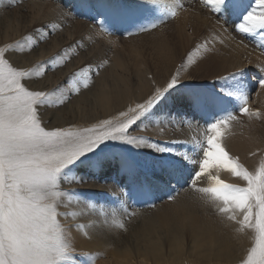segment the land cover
<instances>
[{
  "label": "snow or ice",
  "instance_id": "6c2138e0",
  "mask_svg": "<svg viewBox=\"0 0 264 264\" xmlns=\"http://www.w3.org/2000/svg\"><path fill=\"white\" fill-rule=\"evenodd\" d=\"M200 2L217 16H235L238 22L233 21L232 30L252 38L264 50V0ZM153 3L154 0H77L76 7L80 14L90 16L102 30L108 31L115 19L156 11ZM156 26L153 20L135 31H149ZM124 34L132 35L133 31L124 30ZM17 50L24 55L25 49L19 42L14 47H0V264H86L76 253L69 229L60 223L63 197L68 195L62 191V184L69 177V182L83 183L86 175H101L110 168L120 176L126 175L136 195L143 199L173 181H183L210 197L216 212L233 221L235 232L250 241L239 264H264V155L249 167L220 141V126L238 122L233 111L225 110L232 100L240 101L243 97L238 107L240 114L250 121L264 120V111L247 104L250 92L242 79L244 67L218 78L221 82L231 81L228 88L222 85L218 90H200L195 95L188 93L177 98L191 114V120L205 121V141L194 140L184 153L160 147L159 153L169 155L158 166L137 170L126 163L119 149L140 147L138 141L143 138L131 136L132 128L153 117L156 106L171 93L180 91L185 81L171 75L143 103L120 111L116 117L100 120L93 127L49 126L44 112L49 107L63 106L70 98L53 100L60 85L47 90L34 88L33 70L17 66L11 59ZM28 50H32L31 44ZM41 65L42 62L35 72L40 78L44 75L39 70ZM52 67H56L54 62ZM259 71L264 72V66ZM72 75L79 77L83 70ZM257 83L264 89V76ZM74 87L79 95L81 88L77 84ZM89 87L85 79L83 88ZM197 115L200 119L195 118ZM183 117L187 119L188 115ZM189 151L196 156H190ZM249 156L255 157L257 152H250ZM221 171L236 182H225L220 178ZM202 178H207L209 186L197 187Z\"/></svg>",
  "mask_w": 264,
  "mask_h": 264
},
{
  "label": "bare ground",
  "instance_id": "6f19581e",
  "mask_svg": "<svg viewBox=\"0 0 264 264\" xmlns=\"http://www.w3.org/2000/svg\"><path fill=\"white\" fill-rule=\"evenodd\" d=\"M156 2L158 6H155V3L151 5L156 11L139 13L136 15H138L139 21L143 25L156 20L157 26L154 29L145 31V35H147L148 46L153 47L157 45L155 51L160 53H163V50L165 53L172 50V48L169 47L170 45L176 46L180 43L187 44L188 41L193 39L200 20L198 12L194 13L192 16L188 14V11L193 5H195L196 10L204 11L205 14L211 12L201 5L200 0H156ZM179 2H181L183 6L186 2H189L190 6L187 7L188 10L182 11L181 5L178 4ZM37 3L43 6H49V8L53 10L54 6H56L45 0H41ZM0 9L4 13L14 12L13 17L18 22L28 21L30 25L36 24V28L41 34L43 33L41 37H44L46 41L54 34V30L50 25L51 22L48 20L44 19V24L41 19L29 21L31 16L27 11L5 4L3 0H0ZM64 13L59 10L56 14V20L60 23L79 24V26L82 27V41H84V44H91L93 50H100V52L106 53L112 52L110 56L114 58L116 65L119 63L122 64L120 67L121 69L129 65L126 63V59L123 56L115 60L111 45H114L117 40L116 38L110 37L107 39L102 36L104 38L102 39L98 34L99 32H97V29L92 24L74 21V19ZM38 15L39 9L37 17ZM210 16L212 17L208 19L213 27V36H218L216 40L214 39V47L220 51V49H223V43L225 41L228 42V40L221 29L213 25V23L217 20L224 19L225 22L232 24L233 21H236V18L235 16L229 18L227 16H217L215 14H210ZM87 35H89V37H87ZM145 35L143 32L138 31L135 36L127 39V47H133L134 41L142 38V36L145 37ZM165 35H168L171 40H164L166 37ZM41 39L42 38H40V40ZM57 40L61 44L62 49L66 48L68 45L74 44V42H72V37L68 40L61 41V37L57 36ZM109 41L115 42L109 43ZM231 44H233V41ZM55 45L58 46L59 44L55 43ZM140 48L143 49L142 47ZM224 54L225 55L217 54L211 59V66L213 70L216 71V75L207 83L208 86H200V84L196 83L197 86L199 85L202 90H213L214 88L218 90L222 85L228 88L231 86V81L221 82L217 81L218 78L228 75L238 67H244L245 75L242 79L247 84L248 91L250 92L247 104L250 108L264 111V89H261L257 83V80L262 75L255 77L250 75V71H257L264 66L263 58L257 56V58H250V54L242 51H239L237 54L228 52ZM167 56H169V54H167ZM84 57H86V54H82V58ZM249 58L250 61L246 63V60ZM153 59L158 61L156 58ZM114 61H112V63H114ZM173 61L172 57L169 56L166 60L167 65L161 68L159 73H144V80H141L143 77H137L132 73L133 76L131 78L126 75L127 79L122 77L121 81H124L126 86L129 85L130 91H132L133 87H140L139 83H143V86L146 87L142 88L137 95L141 97L145 96L144 101L152 94L151 88L162 87L165 85L166 81L170 79L171 76L169 73H166L167 71H172L171 75H178L182 81H185L180 91L170 94L172 98L165 97L169 100L162 104L160 111H158V109L155 113H160V120L158 122H153L152 120L154 127L162 128V132L157 133H160L161 137L164 138L166 147L173 151L184 153L186 149L191 148L194 140L203 141L206 140L207 137L204 132L181 131L189 128L193 131H195V129L198 131L201 127H206V125L197 120H192L191 123H188V120H191L192 116L187 112L183 104L178 102L177 98L188 92V88L196 87V84L189 86L194 82V79L189 77L187 73L177 71L178 64ZM64 62V66H66L65 69L58 67L53 74L44 73L42 77V79L46 78L44 83L50 80L45 90L52 89L57 85H63L65 81H69V79H74L72 74L81 70L79 69L80 67L76 65L69 68L72 62L71 57L64 58ZM82 62L84 65L82 68L83 75H86L87 80L88 78L90 79V84L92 80L97 79L100 75L101 65L99 71L96 72L97 75L95 74V78L93 79L92 76L90 77V74L92 73V69L94 70L96 68L97 70V65L94 64L96 67H91V64L89 65L85 59H82ZM39 63L36 62L34 65L36 70H38L37 66ZM52 78L53 80L51 82ZM213 86L219 87L212 88ZM72 87H64L65 93L63 95L57 92L53 97L54 101L63 99L68 94L71 95V99L76 98L77 95ZM116 90H119L118 84L108 87L106 92L101 94L103 105L98 106L99 110L94 111L85 120H80L79 115V117H62L61 124L57 126L68 127L69 125H75L79 128L93 127L99 122H95L94 120L99 119V116H107L112 106L113 113L111 117L109 116L106 119L118 116L120 111H128L129 108H135L139 98L134 99L133 103L128 105L126 101V96L129 95L128 92L125 96L126 104H124V96L112 94L116 93ZM242 102L243 97H241L240 101L232 100L231 107L227 106L225 110L233 111L237 116L239 104ZM53 108L58 109V107L55 106H53L52 109ZM48 111L50 112L51 109H48ZM185 115H188L187 119L183 117ZM241 118L244 121H229L220 126V141L222 146L226 145L227 151L233 155L239 156L247 166L251 167L258 163L260 157L264 155V120H256L253 118L250 121L246 115H241ZM91 121L94 122L90 124ZM210 134L211 133H209V135ZM130 135H132V132H130ZM141 142L142 140L138 141V143ZM250 152H257V156L250 157ZM188 154L193 157L196 156V153L191 151H189ZM131 155L134 158V154ZM164 155L166 156H164L162 160L169 154L164 153ZM111 171L113 172V169L110 168L103 173L100 178H91L92 176H87V178L84 177L85 182L83 183H66L64 181L65 183L63 182L62 184V191L68 193V195L63 197L60 208V223L62 226L68 228L69 232L70 226L74 225L70 221L79 224L77 232L80 233L81 231L82 233L80 234L83 235V240L85 239L84 246L82 247L84 248L83 253L88 264H238L240 259L245 255L246 249L250 246V241L243 240L242 236L235 232L234 222L219 215L212 206L210 199L206 197L201 199L197 196H192V191L183 189L180 191L178 190V192L176 191V194L171 191V193L175 195L182 194L170 203L155 205L149 213H144L142 211L134 212L133 208H131L129 212H123V208H120V204L126 202V197L124 196L123 190L120 191V185H118L117 182L113 183L110 181L112 176ZM220 178L228 183L236 182L223 171L220 172ZM71 180L72 179H70V181ZM201 180H203L202 184H198L197 186L209 185L206 184L207 178ZM78 193L101 196L104 200L100 199L97 202L91 200L82 201L79 199ZM110 204L113 205L111 206ZM65 213H67V215H65ZM132 215L152 217L154 225L150 227V230L143 232L140 236V238H144V240H125L124 243H121L108 239L105 235L102 237V240H98L102 236V233L98 232L103 224H110L113 226V223L119 222L113 227H115V229L118 230V234H120L121 230L125 229L127 224L131 222ZM73 216L74 218H72ZM75 226L76 225L71 228L73 231H75ZM94 226L97 227V230L95 229L93 233H88L86 228H92ZM171 226H175L176 229L170 230ZM230 233H232L233 237H230ZM236 244H242L239 245V251L234 248Z\"/></svg>",
  "mask_w": 264,
  "mask_h": 264
},
{
  "label": "rangeland",
  "instance_id": "374dc122",
  "mask_svg": "<svg viewBox=\"0 0 264 264\" xmlns=\"http://www.w3.org/2000/svg\"><path fill=\"white\" fill-rule=\"evenodd\" d=\"M40 1L41 0H3L5 4L13 6L14 8L16 7L17 9L19 8L24 11H27L31 16L29 21L41 19L43 24H44V19L50 21L51 22L50 25L54 30V34L51 35L50 39L47 41L44 40V37H41L42 36L41 32L36 28V24L30 25L28 21L18 22L13 17L14 12L4 13L0 9V47H5V46L14 47L19 42L20 46L25 49L24 55H20L19 50H17V54L11 56V59L14 61V63L17 66L33 70L34 72V75L32 77L34 81L33 87L39 90H45V88L50 82L49 80L48 82L45 81L44 83V80H46V78L42 79L35 75V72L37 70L35 69L34 65L36 64V62L38 63L42 62L41 68L39 70L44 71V73H52V74L55 72L56 68L58 67L63 69L66 68V66H64L65 63L64 58L66 57L72 58V62L69 65V68L76 65L79 66L80 67L79 69L82 70L84 66L82 59H85L89 65L91 64V67L95 66L94 64H96L99 65V69H100V65H101L100 75L98 76V78L92 80L90 84H89L90 79L88 78L87 82L90 85L88 89L83 88V82L86 79V75H81L76 78L74 77V79H69L70 82L68 81V83H64L63 85L62 84L60 85L61 86L59 90L60 95H63L65 93L64 87L69 88L73 86L72 88L75 90L74 84H77L81 88V91L79 95H77L76 98L74 99L73 98L71 99V95L68 94L67 96H69L70 99L66 104H64L61 107H58V109L55 108L52 109V107H49L48 109H51V111L49 112L47 109V111L44 112V117L49 126H57L58 124H61L60 122L62 117L65 118L68 116L69 117L80 116V120L82 119L85 120L94 111L99 110L98 106L103 105L102 104L103 100H101L102 98L101 94L103 92H106V89L112 85L118 84L119 90H116V93H112V94H118L124 96V102H125L124 104H126L127 101V104L130 105L133 103V100L136 98H139L137 103H142L145 99L144 98L145 96L141 97L137 94L140 92L142 88H145L146 86H143V83H139L140 87H133L132 91H130L129 85L126 86L125 82L121 81V78L123 77L127 79L126 75L129 78H131L133 76L132 73L135 74L137 77L145 76L144 73L145 74L159 73L160 69L165 67V65H167L166 60L167 58H169V56L172 57V59L174 60L173 62H176L178 64V67L176 69L177 71H181L182 73H187L189 77H192L194 79V82L191 83V85L189 86H193L196 83L200 84V86H208L207 83L211 81L216 75V71H214L211 66V59L217 54L225 55L224 53L226 52L237 54L239 51H242L250 54V58L262 57L264 60V50H262L260 47L257 46V42L252 38H244L241 35L234 32L232 30L231 23L225 22L224 19L217 20L216 22L213 23V25H216L221 29V31L228 40V42L225 41L223 43L222 45L223 49H220V51H218V49L214 47L215 45L214 39L216 40L218 36L217 35L213 36L212 33L213 27L209 23V19H208L212 17L210 16V14L211 15L214 14L212 12H210L209 14H205L204 11L196 10L195 5H193L188 11V14H191L190 16L198 12V16L200 18L199 25L193 39L191 41H188L187 44L180 43L177 44L176 46L170 45L169 47L172 48V50H169L166 53L163 50V53H160L155 51V47L157 45L153 47L148 46L147 35H145V31L143 32L145 37L142 36V38L137 39V41H134L133 47L131 48L127 47L128 45L127 39L135 36L138 32L135 30L138 28V26L143 25L139 21L138 15L128 18H123L121 19L122 21L120 19H115L111 22L110 29H108V31H104L98 26V22H94L90 18V16L80 14V10L76 7L77 0H45L52 5H56L54 6L55 11L53 9H50L49 6L46 5L43 6L38 4L37 2ZM154 3L155 6H158L156 0H154ZM178 4L181 5L182 11H187L188 10L187 7L190 6L189 2H186L184 6L181 4V2H179ZM38 9H39V15L37 17ZM59 10L62 11L63 13L65 12L67 15H69V17L74 19V21L88 22L92 24L97 29V32H99L98 34L101 36L102 39L104 38L108 39L110 37L116 38L117 39L116 42L109 41V43L115 42L114 45H111V47L113 48V55L115 57V60L116 58L123 56L126 59V63L129 65L121 69L120 67L122 66V64L119 63L118 65H116L114 58L110 56L112 52H107V53L102 51L100 52V50L99 51L93 50L91 48L92 46L91 44L89 43L84 44L83 43L84 41H82V27H80L79 24H72V23L66 24L65 22L63 23L58 22V20H56L57 18L56 14L59 12ZM127 29L129 31H133V34L132 35L124 34V30ZM26 36L29 38L25 39ZM57 36L61 37V41L68 40L72 37L73 40L72 42H74V44L68 45L66 48L62 49L61 44L57 40ZM165 36L166 37L164 38V40H168V39L171 40L168 35ZM87 37H89V35H87ZM40 38L42 39L40 40ZM241 40H243V43H241ZM232 41L233 44H231ZM55 43L59 45L56 46ZM29 44L32 45L31 51L28 50ZM140 47H142L143 49H141ZM82 54H86V57L82 58ZM167 54H169V56H167ZM153 58L158 59V61L154 60ZM250 58L246 60V63L250 61ZM104 61H107V63H104ZM112 61H114V63H112ZM53 62L56 64L55 68L52 67ZM135 69H136V73H135ZM96 72H97L96 68L94 70L92 69V73L90 74V77L92 76V78L94 79ZM166 73H169L171 76L172 71H167ZM250 75L252 77L260 76V75L264 76V72H260L259 69L257 71L253 70L250 71ZM52 80L53 78L51 79V82ZM141 80H144V77ZM214 87H219V86H213L212 88ZM155 89L156 88H151L150 89L151 93H153ZM200 90H202L201 87H199V85L197 86L196 84V87L188 88V92H186L185 94L192 93L193 95H195ZM213 90L216 89L214 88ZM128 92L129 95L126 96ZM125 96L127 97L126 101H125ZM167 97L172 98L170 95ZM168 98H164L157 105V107L154 109V113H156L158 109H159L158 111H160V107L162 106V104H164L166 101L169 100ZM228 107H231V103L228 105ZM112 113H113V106L110 109L107 116L105 117L99 116V119L94 121L96 122L106 119L109 116L111 117ZM215 114L219 115V112ZM195 118L200 119V116L197 115ZM237 118H238V122L244 121L241 118L240 112H237ZM152 120L153 122H158L160 120V113L155 114L153 117L147 120L139 121L137 126L133 127L131 130L132 132L131 136L143 138L142 142L139 143L140 147L133 148L132 146H130L132 148H129L127 146H121V148L119 149V151L123 152L126 163L134 169L144 170L154 165L158 166L161 163V161H163L162 158L166 156L164 155V153H159L157 151V149L160 147H166V144L164 138L161 137V134L157 133V132H162V128L154 127ZM94 121H91L90 124H92ZM197 121L202 124H204L205 122L203 119ZM181 132H199V133L204 132L205 134L206 127H201L198 131L196 129L195 131H193L192 129L189 128ZM131 154H134L135 161ZM131 156L133 159L131 158ZM113 172L111 171L112 176L110 181L113 183L117 182L118 185H120L119 186L120 191L123 190L124 196L126 197L125 199L126 202H122L120 204L121 206L120 208L121 209L123 208L122 209L123 212L125 211L129 212V210L133 208L134 212L142 211L144 213H149L152 211V208L155 205H159V204L161 205L163 203H170L171 201H173L176 197L182 194L180 193L179 195L178 194L175 195L178 192V190L180 191L183 189H188L192 191V196H197L198 198L201 199H203L204 197L210 199V197L203 195L202 193L196 191L194 188L188 187L187 185L183 184V182L177 183L175 181H173V183L167 186H161L157 191H155L154 195L151 196L150 198L143 199L136 195L126 175L120 176L116 174L114 170ZM80 174L84 175V172L81 171ZM101 175L95 176L88 174L85 176V178H87V176L88 177L92 176L91 178H97V177L100 178ZM70 179L72 178L69 177L67 180H65V182L66 183L69 182ZM202 181L203 180L200 179L197 185L202 184ZM206 184H209L208 180ZM197 187H206V186H197ZM171 191L174 192L175 194L171 193ZM78 196L79 199L82 201L91 200L97 202L100 199L104 200L102 199L101 196H96L92 194L78 193ZM170 196L171 199L169 198ZM110 205L112 206L113 204ZM72 218H74V216ZM70 222L76 225L75 231L71 229L72 227H74V225L70 226L69 235L72 238V243L80 259L86 262V258L83 253L84 248L82 247L84 246L83 244L85 239L83 240V235L80 234L82 233L81 231L80 233L77 232L79 224H75L74 221H70ZM118 223L117 222L113 223V226H116ZM153 225L154 222L152 220V217L150 216L140 217V216L132 215L131 222L127 224L125 229L121 230L120 234H118V230H116L115 227L111 226L110 224H103L98 232V233H102V236L98 240H102V237L105 235L106 238L111 239L113 241H119L121 243H124L125 240L142 241L144 240V238H140L141 234L147 230H150V227H152ZM95 229L97 230L96 226L92 228L91 227L86 228L88 233H93ZM173 229H176V227L171 226L170 230ZM230 237H233L232 233H230ZM242 238L243 240H249L247 237L242 236ZM239 245L242 244L234 245V248L237 251L240 250ZM86 264L88 263L86 262Z\"/></svg>",
  "mask_w": 264,
  "mask_h": 264
}]
</instances>
